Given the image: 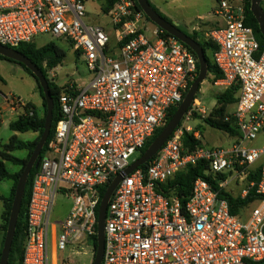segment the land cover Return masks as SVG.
Returning a JSON list of instances; mask_svg holds the SVG:
<instances>
[{
  "label": "built area",
  "instance_id": "1",
  "mask_svg": "<svg viewBox=\"0 0 264 264\" xmlns=\"http://www.w3.org/2000/svg\"><path fill=\"white\" fill-rule=\"evenodd\" d=\"M86 0H0V45L14 49L42 35L68 42L82 59L86 78L66 80L57 100L60 118L33 175L26 210L21 264H51L57 254L96 235L100 192L133 162L166 123L197 77L196 57L149 22L134 0H117L107 25L85 22ZM220 20L207 33L221 92L238 87L234 111L224 117L237 135L227 147L209 148L187 122L208 114L194 99L180 126L145 169L123 175L107 206L101 264H258L264 262V52L245 25L248 0H211ZM52 76V83L58 84ZM59 85V84H58ZM12 112L23 108L12 98ZM199 142L181 144L185 135ZM229 137L227 134H225ZM230 138V137H229ZM201 176L181 203L161 191L188 167ZM257 181H250V177ZM254 192L260 205L243 219L228 196ZM69 203L52 220L57 199Z\"/></svg>",
  "mask_w": 264,
  "mask_h": 264
},
{
  "label": "rangeland",
  "instance_id": "2",
  "mask_svg": "<svg viewBox=\"0 0 264 264\" xmlns=\"http://www.w3.org/2000/svg\"><path fill=\"white\" fill-rule=\"evenodd\" d=\"M148 2L167 20L170 21L176 28L181 30L187 35L200 32L208 33L212 30L215 23H220V20L213 16L212 9L215 7V3L211 0H148ZM104 0H86V18L85 22L88 24L107 25L108 18L103 13ZM264 9V4H262ZM146 32H144L147 38L150 37V29L153 28V24L149 22V26ZM198 40V39H197ZM48 43H54V45L64 52V59L53 69L47 70L48 80L53 78L60 86L66 83V80L71 77L74 79L86 78L87 70L81 58L74 52L72 46L59 39H54L48 35H42L37 37L33 45L36 49H40ZM47 62L43 63V68L46 67ZM221 94L219 88L214 87L207 74L206 80L199 86V90L195 97L200 103V108L207 114L211 113L215 107V97ZM194 97V99H195ZM5 98L10 101L13 99L18 100L20 103H30L39 114L43 116L42 99L39 96L35 81L17 64L0 59V150L3 144L8 139L16 135L17 138L25 143L33 142L37 134L36 133H14L9 130V124L23 114V110H17L12 112ZM235 109L234 105L227 107V112L231 114ZM208 114V115H209ZM207 117V116H206ZM187 126H191L194 130L198 131L201 136V142L203 145L209 148L215 147H227L231 144L232 139L227 137L223 132L214 130L208 127L200 116L191 119L187 122ZM247 147L261 148L264 146V136H259L257 140L251 143H245ZM14 157L23 160L27 156V151L19 150L11 153ZM138 158V155H134L130 162ZM6 168L9 173L15 174L19 172L20 166H15L6 163ZM12 181L4 180L0 182V196L4 199L8 198L12 188ZM260 205L259 202H252L247 204L242 210L243 219H247L250 212ZM69 203L57 199L56 205L53 210L52 220H59L63 214L67 211ZM4 211L3 201H0V227L4 224L2 214ZM2 233L0 231V245H1ZM54 250L53 245V232H49L48 236V251L51 257V264L53 262L52 254ZM92 246L89 247L80 245L79 247L73 246L72 249L67 247L64 253L57 254L56 264H91L93 260Z\"/></svg>",
  "mask_w": 264,
  "mask_h": 264
},
{
  "label": "trees",
  "instance_id": "3",
  "mask_svg": "<svg viewBox=\"0 0 264 264\" xmlns=\"http://www.w3.org/2000/svg\"><path fill=\"white\" fill-rule=\"evenodd\" d=\"M117 0H104V7H103V13L106 14L115 4ZM135 1V0H134ZM250 2L251 0L247 1L246 4V9H245V25L252 28L253 33L255 35V38L258 42L259 45V52H264V37L261 36L258 25L256 20L254 19L253 15L250 12ZM136 4V2H135ZM264 4V2L261 3ZM151 5V4H150ZM136 7L138 10L139 7L136 4ZM151 7L166 21L170 22L167 20L165 17H163L152 5ZM145 19L149 22V20L145 17ZM215 26V25H214ZM213 26V28H214ZM212 28V29H213ZM207 33H204V35L200 32L193 33L192 35H188L191 37L194 41H196L200 47L202 48L206 61H207V74L209 75V78L211 82L213 83L215 80L221 78L220 72L217 70L216 66L213 64L212 60V55L216 50V47L213 43H211L208 38H207ZM165 36H168V34H165ZM198 39V40H197ZM187 48V47H186ZM188 49V48H187ZM14 50L18 51L19 53L23 54L26 56L30 61L37 66L44 77L46 78L48 82V87H49V92L53 100L54 108H53V116H52V124H51V130L48 136V139L41 151V154L39 156V159L42 158L43 154L46 151L48 142L53 136L54 133V128L57 123V121L60 118V114L58 111V106H57V100L58 97L66 92L65 87L66 86H60L58 84L52 83L50 80H48L47 76V70H51L54 67H56L65 57V54L63 51L58 49L54 43H48L45 46L41 47L40 49H36L32 43L29 44H23L20 45ZM189 50V49H188ZM191 52V50H189ZM192 53V52H191ZM193 54V53H192ZM194 55V54H193ZM78 56V55H77ZM195 56V55H194ZM0 59H5L8 61H11L18 66H20L24 72H26L33 80L35 81L39 96L42 99V107H43V116L40 117L39 114L36 112L35 108L30 104V103H25L23 105V114L20 115L17 119L12 121L9 124V130L14 132V133H36L37 137L33 142L25 143L20 141L16 135L11 136L8 141L2 145L1 150H0V182L4 180H9L12 181L13 185L11 188V192L8 198L4 199L0 196V201H3V206H4V211L2 214V219L4 221V224L0 227V231L2 233V239H1V245H0V253L2 249V244L5 236V231L7 227V221H8V216L12 204V200L14 197V192H15V187L18 181V178L27 163L35 145L40 139V136L43 132V126H44V120L46 116V103L43 97V93L32 75V73L26 69L23 65L16 63L12 60L6 59L5 57L0 56ZM47 62L48 65H46L45 68H43V63ZM197 75H198V63H197ZM195 80V79H194ZM192 83H190L191 85ZM190 85L186 89V92L184 96L186 95ZM239 89L238 87H231L226 91L221 92V94L217 95L215 97V107L212 110V112L203 119V122L210 128L214 130H218L223 132L224 134H227L230 138H234L237 135V132L235 130V127L231 124V122H225L224 117L229 115V112H227V107L229 105H234L237 101V96H238ZM196 99V97H195ZM178 105L171 108L167 118H166V123L171 119L173 114L175 113ZM164 125V126H165ZM163 126V127H164ZM180 126V125H179ZM160 128L154 132V134L148 139L144 147L142 148L140 155L145 152V150L148 148V146L151 144V142L157 137V135L161 132L163 129ZM181 144L184 148L188 149H193V147L196 144H199V142L193 140V138L190 135H185L182 138ZM19 150H25L27 151V156L25 159L20 160L16 157H14L11 153L14 151H19ZM151 160L143 165L140 166L141 169H145ZM6 163L15 165V166H20L19 172L15 174H11L8 172L6 168ZM37 171V168H33L28 176V180L25 186L24 190V196L22 199L18 219H17V224L15 228V233L11 245V250L9 253L8 257V263L7 264H21V255H22V245H23V238H24V228H25V220H26V210H27V204H28V199H29V194H30V186H31V181L33 178V175ZM201 176V167L200 166H195V167H188L185 171L179 173L175 180L172 182L168 183L167 186L161 189L163 193L166 195L169 194L171 190H175L176 194L181 201V203L185 202V199L189 196L190 191H191V186L192 182L195 180V178ZM250 181H257V177H250ZM107 186H105L101 192H100V200L103 197L105 190ZM229 203L231 206V213L232 214H237V212L241 209L244 208L247 204L252 203L256 199V195L254 192H251L248 194V196L240 200L238 198L234 199L228 196ZM96 235L91 237L90 239V244L92 246L93 253H95L96 249ZM258 264H264V262L258 263Z\"/></svg>",
  "mask_w": 264,
  "mask_h": 264
},
{
  "label": "water",
  "instance_id": "4",
  "mask_svg": "<svg viewBox=\"0 0 264 264\" xmlns=\"http://www.w3.org/2000/svg\"><path fill=\"white\" fill-rule=\"evenodd\" d=\"M140 11L143 15L158 29L163 30L168 35L174 37L176 40L181 42L185 47H187L195 55L198 63V75L196 79L190 85L186 95L178 105L175 113L167 124L163 127L161 132L157 137L151 142L148 148L143 154H141L137 159H135L122 174L117 175L108 185L105 190L103 197L100 200L98 211H97V223H96V249L93 256L91 264H101L104 252V222L107 211L108 203L111 196L122 179L123 175H129L134 170L147 164L163 147L166 141L170 138L172 133L178 127L182 121L184 115L187 113L189 107L194 101V97L199 90V86L206 80L207 76V61L204 52L200 45L194 41L187 34L176 28L172 23L163 19L150 5L148 0H135ZM264 0H251L250 2V12L257 22L259 32L262 37H264V9L261 7V3ZM0 56L6 59L12 60L16 63L23 65L28 69L34 78L36 79L46 103V116L44 120L43 132L40 136L39 141L35 145L27 163L25 164L15 187L14 197L12 200L7 227L5 231V236L2 244V249L0 253V264H7L8 257L11 250V245L15 233V228L17 224V219L24 196L25 186L28 180V176L33 168H37L39 162V156L41 151L48 139L53 116V100L49 92L48 82L41 70L35 66L30 59H28L23 54L19 53L14 49H10L0 45ZM196 118V115H193Z\"/></svg>",
  "mask_w": 264,
  "mask_h": 264
},
{
  "label": "flooded vegetation",
  "instance_id": "5",
  "mask_svg": "<svg viewBox=\"0 0 264 264\" xmlns=\"http://www.w3.org/2000/svg\"><path fill=\"white\" fill-rule=\"evenodd\" d=\"M140 156V155H139Z\"/></svg>",
  "mask_w": 264,
  "mask_h": 264
}]
</instances>
